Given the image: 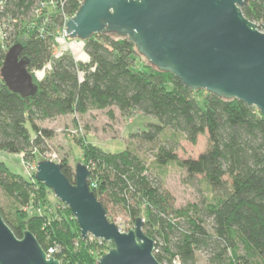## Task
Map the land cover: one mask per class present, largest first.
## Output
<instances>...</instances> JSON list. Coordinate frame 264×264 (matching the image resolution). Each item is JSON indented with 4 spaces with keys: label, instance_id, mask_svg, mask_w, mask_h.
Wrapping results in <instances>:
<instances>
[{
    "label": "trees",
    "instance_id": "obj_1",
    "mask_svg": "<svg viewBox=\"0 0 264 264\" xmlns=\"http://www.w3.org/2000/svg\"><path fill=\"white\" fill-rule=\"evenodd\" d=\"M42 1L0 0V67L6 51L19 44L36 86L32 96L21 97L0 78V151L21 154L24 160L43 154L52 134L39 123L61 116L107 109L112 118V108L122 116H150L156 123L131 137L152 145L153 164L175 163L185 172L186 184L201 177L209 196L199 205L175 208L173 197L129 147L110 153L86 142L80 147L89 170L87 183L107 219L113 222L108 205L119 208L131 224L141 218L160 264H197V252L204 254L205 264H264V120L257 110L207 92L199 102L201 91L157 70L127 38L115 34L83 41L85 62H76L69 53L56 55L55 29L62 28L64 17H71L79 3L69 0L56 13L39 15ZM241 12L256 25L264 23L260 1L250 0ZM45 67L43 76L36 77L35 71ZM165 132L168 137L160 144ZM200 135L207 137L206 149L196 158L179 160L178 138L195 144ZM60 164L73 184L67 160ZM34 174H14L0 161V191L15 204L7 216L0 207L3 221L16 238L29 231L44 252L54 248L52 257L59 264H96L106 243L82 239L65 205L59 203L48 215L30 216L24 210L46 203L47 189Z\"/></svg>",
    "mask_w": 264,
    "mask_h": 264
},
{
    "label": "water",
    "instance_id": "obj_2",
    "mask_svg": "<svg viewBox=\"0 0 264 264\" xmlns=\"http://www.w3.org/2000/svg\"><path fill=\"white\" fill-rule=\"evenodd\" d=\"M264 3V0H258ZM247 0H82L66 20L68 39L85 41L93 35L127 38L151 66L167 72L191 91H205L224 100H238L257 110L264 120V23L246 19ZM21 46L12 45L0 67L4 86L21 97L36 86L27 71ZM87 166L78 164L71 184L61 164L42 160L34 179L67 207L82 239L92 237L112 248L96 264H160L155 242L137 218L127 232L110 222L89 190ZM0 264H59L46 256L33 234L16 238L0 215Z\"/></svg>",
    "mask_w": 264,
    "mask_h": 264
},
{
    "label": "rangeland",
    "instance_id": "obj_3",
    "mask_svg": "<svg viewBox=\"0 0 264 264\" xmlns=\"http://www.w3.org/2000/svg\"><path fill=\"white\" fill-rule=\"evenodd\" d=\"M44 12L47 15L56 13V10L48 5L39 12V15H42ZM54 51L56 55L69 53L76 62H85L87 59L83 52V41L77 39L71 40L63 36L62 28L55 29ZM139 61L145 62L143 58ZM45 71L46 67L35 71V76L41 77ZM205 94V91L197 94L199 102L205 97ZM112 112V118L108 116L106 109L92 110L82 116H61L54 120L40 122V127L48 129L52 134V137L47 140L43 154H36L31 160H24L21 154H9L0 151V161L10 172L28 178L30 174L35 173L36 164L42 160L60 163L62 159H66L74 172L76 165L86 164L80 147L81 144L86 142L110 153H117L129 147L146 162L149 176L155 178L159 182L161 189L173 197L175 208H181L187 204L199 205L202 200L208 198V188L201 177H197V182L193 184H186L184 181L185 172L175 163H170L166 166L153 164L152 145L142 143L131 137L132 134L145 130L148 123H156L154 118L143 116L137 112L122 116L115 108H112ZM167 137L168 133L165 132L161 136L160 144ZM178 140L175 154L179 160L196 158L207 147L206 135L198 136L195 144H191L181 137ZM45 202L44 206L36 210H24L30 216L34 213L37 215L43 213L48 215V211L55 212L57 205L60 203L49 189L46 191ZM14 205L13 201L0 191V207L6 216L14 208ZM107 210L108 217L121 231L127 232L132 229L133 224L122 214L119 208L108 205ZM105 245L104 254L112 248L110 243H106ZM196 257L197 264H205L203 253L197 252Z\"/></svg>",
    "mask_w": 264,
    "mask_h": 264
},
{
    "label": "built area",
    "instance_id": "obj_4",
    "mask_svg": "<svg viewBox=\"0 0 264 264\" xmlns=\"http://www.w3.org/2000/svg\"><path fill=\"white\" fill-rule=\"evenodd\" d=\"M69 0H43L41 3H40V7L37 9L36 12H40L42 9H44L46 6L50 5L52 6L53 8H55V10H57L58 8H62L66 2H68ZM78 3L80 4L82 0H77ZM70 18V17H69ZM68 18L64 17L63 19V26H62V33H63V36H65L64 34V24L66 22ZM121 231V230H120ZM55 249L54 248H50L47 250V252H45L46 256H52V254L54 253ZM172 264H179V262L177 260H174L172 262Z\"/></svg>",
    "mask_w": 264,
    "mask_h": 264
},
{
    "label": "flooded vegetation",
    "instance_id": "obj_5",
    "mask_svg": "<svg viewBox=\"0 0 264 264\" xmlns=\"http://www.w3.org/2000/svg\"><path fill=\"white\" fill-rule=\"evenodd\" d=\"M249 1H250V0H247L246 4H247ZM257 1H258V0H257ZM246 4H245V5H246ZM245 5H244V6H245ZM241 8H242V7H241Z\"/></svg>",
    "mask_w": 264,
    "mask_h": 264
}]
</instances>
